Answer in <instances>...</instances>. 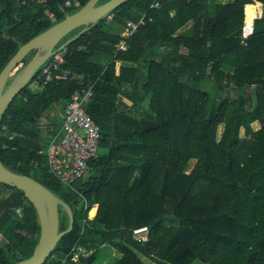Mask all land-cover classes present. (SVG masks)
<instances>
[{"label":"trees","instance_id":"1","mask_svg":"<svg viewBox=\"0 0 264 264\" xmlns=\"http://www.w3.org/2000/svg\"><path fill=\"white\" fill-rule=\"evenodd\" d=\"M86 1L0 0V70L20 44ZM64 58L67 79L32 89L37 70L0 120L2 163L73 213L43 264H93L104 244L120 253L116 264H264V0H127L70 42ZM89 86L86 109L101 138L86 175L68 187L47 171L43 152L61 116L39 119ZM11 187L0 200V264L29 256L39 234L35 208ZM67 221L60 208L59 230Z\"/></svg>","mask_w":264,"mask_h":264},{"label":"water","instance_id":"2","mask_svg":"<svg viewBox=\"0 0 264 264\" xmlns=\"http://www.w3.org/2000/svg\"><path fill=\"white\" fill-rule=\"evenodd\" d=\"M98 1L87 0L77 10L19 45L0 70V120L15 95L27 85L54 51L64 49L101 17L127 0ZM74 29L77 31L66 37ZM31 51L33 54L28 61L9 80L16 65ZM0 182L21 189L35 208L39 221L38 239L31 254L10 264H43L62 235L73 227L74 218L69 204L32 176L6 167L1 159ZM60 208L65 210L68 217L67 226L62 230H59Z\"/></svg>","mask_w":264,"mask_h":264},{"label":"built area","instance_id":"3","mask_svg":"<svg viewBox=\"0 0 264 264\" xmlns=\"http://www.w3.org/2000/svg\"><path fill=\"white\" fill-rule=\"evenodd\" d=\"M67 4L69 1L66 2ZM157 5V2L154 3V6ZM59 9L64 10L65 6L60 5ZM47 14L49 17L53 16L52 12ZM142 23V16L137 21L127 20L120 34L127 36ZM118 47L124 48V42H119ZM64 63V49L54 51L39 67L36 79L32 80L35 84V88L32 89H37L39 81L67 79L70 70L67 67H62ZM91 97L92 86L72 93L61 112V123L47 138V146L43 151L46 157L47 171L68 187H73L74 181L86 175L88 161L98 152L101 128L86 109ZM142 229L144 227L134 231L140 232ZM74 255L72 258L76 259L77 257Z\"/></svg>","mask_w":264,"mask_h":264},{"label":"rangeland","instance_id":"4","mask_svg":"<svg viewBox=\"0 0 264 264\" xmlns=\"http://www.w3.org/2000/svg\"><path fill=\"white\" fill-rule=\"evenodd\" d=\"M189 25H186L184 26L183 28H186L188 27ZM112 32L113 31H116L115 29H110ZM21 67V64H19L17 66V68L15 70L12 71V74H11V78L16 74L17 72V69L19 70ZM35 84L32 82L30 83V87L31 88H35L34 86ZM57 105H61L60 103L56 104L55 107H53L51 109L50 112L46 113L45 116L41 117L39 119V123L41 124H51V121H56L58 120V117L59 115L61 116V112L59 110V107H57ZM59 113V115H57ZM252 126L254 129L258 128L260 126L259 122L258 121H254L252 122ZM240 135L242 136L244 134V129L243 127L240 128V131H239ZM193 161H191L188 166H187V169H189L192 165ZM13 190V188L5 183H2L0 182V200L2 198H4L6 195H8L11 191ZM16 211H18V213H22L21 212V209L20 208H16ZM87 216L89 218H92L94 215L92 216H89L88 213H87ZM165 223H175L176 220L175 219H165L164 220ZM138 236H141L143 235L142 232H137L136 233ZM144 238V237H143ZM78 253L83 251V247L79 248L78 250H76ZM78 253H75L74 257H77V254ZM120 255V253L113 247H111L110 245L108 244H104L102 245L98 251H97V254H96V258L93 262V264H116L115 260L117 259V257ZM145 260V264H153V262L149 259L146 260V258H144ZM190 264H203V262H201L199 259H194Z\"/></svg>","mask_w":264,"mask_h":264},{"label":"bare ground","instance_id":"5","mask_svg":"<svg viewBox=\"0 0 264 264\" xmlns=\"http://www.w3.org/2000/svg\"><path fill=\"white\" fill-rule=\"evenodd\" d=\"M95 211H96V205H92V206L90 207V209L88 210V215H89V216L94 215V214H95Z\"/></svg>","mask_w":264,"mask_h":264},{"label":"crops","instance_id":"6","mask_svg":"<svg viewBox=\"0 0 264 264\" xmlns=\"http://www.w3.org/2000/svg\"><path fill=\"white\" fill-rule=\"evenodd\" d=\"M94 205H96V209H97V204H94ZM96 212V211H95Z\"/></svg>","mask_w":264,"mask_h":264}]
</instances>
